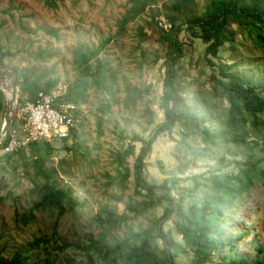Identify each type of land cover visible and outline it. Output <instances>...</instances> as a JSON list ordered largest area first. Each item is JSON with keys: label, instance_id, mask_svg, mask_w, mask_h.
I'll list each match as a JSON object with an SVG mask.
<instances>
[{"label": "rangeland", "instance_id": "obj_1", "mask_svg": "<svg viewBox=\"0 0 264 264\" xmlns=\"http://www.w3.org/2000/svg\"><path fill=\"white\" fill-rule=\"evenodd\" d=\"M138 1L141 3V0H0V24L3 26L2 33L9 39L11 52L3 60L6 70L14 72L13 69H29L33 75L49 71L50 78L58 80L54 89L60 92L62 98L79 80L80 74L74 59L75 49L85 45L93 50L103 40L111 38V43L99 57L108 64L106 84L111 85L114 92L111 99L108 93L98 91L90 80H86L82 92L84 101L77 103L83 107L77 132L69 138H53L49 142L53 152L43 166L55 174L60 187L73 192V197L80 204L73 211L65 207L66 212L61 216L57 211H37L33 213L34 218L28 221L29 209L38 202V189L44 182L36 174L34 155L31 150H22L26 156V160H23L17 152H0V260L5 264L15 259L18 264H45L47 258L63 263L69 261L73 264H86L89 255L77 246H87L91 240L99 237L101 230L95 217L101 210H115L119 216L124 215L126 218L125 223L112 232L108 240L110 245L114 240L126 238V226L137 232L139 228L148 227L155 216H160L161 212L156 210L134 220L125 209L127 203L135 205L142 201L134 194V156H128L123 163L128 176L122 175V187L117 178L116 157L118 152L124 150L128 142L125 139L147 138L151 126L145 110L151 107L154 114H158L160 82L156 81L160 75L157 69L147 73L143 65L152 54L160 56L163 53V43L158 39L157 21L160 18L168 20L166 15L175 0L148 2L141 15L117 35V31L121 30V19ZM140 3L136 6L140 7ZM206 3L207 0H196L193 9L201 13ZM151 24L156 27L152 28ZM236 37L240 39V36ZM180 39L187 42L183 34ZM242 42L253 53L250 55L245 49H240L244 54V57H240L245 61L243 64L255 58L264 59L263 51L254 48L249 39L244 38ZM195 47L201 49L199 43ZM41 51L48 56L36 60L35 55ZM196 57L197 54L192 57L188 55L182 61L185 65L179 73L182 96L186 106L195 108L198 119L208 112L213 119L202 124L200 130L189 123L188 131L184 132L176 124L174 136L204 155V160H194L197 167L213 165L219 156L229 151L238 152L234 156L231 153L232 160L240 159L241 151L232 144L220 149V146H212L202 139L201 129L207 127L213 132L218 127V120L224 118L227 102H218L203 86V78L188 64L189 60ZM241 68L246 72L252 71L251 67ZM111 73L115 74L113 80L109 78ZM144 81L150 82L155 91L129 104L124 90L125 83L132 89L140 87ZM23 98L24 101L27 99L26 96ZM4 99L5 106L6 96ZM105 104L109 106L108 113L100 122L98 107ZM21 107L22 104L17 101L9 134L18 132L22 120ZM0 121L3 124L4 112L0 113ZM72 146L74 149L68 150ZM135 146L137 152L140 145L135 143ZM190 158L193 160L184 145L170 140L167 135H161L147 160L148 173L161 180L169 174L180 172L181 177L185 178L194 172H201V169H193ZM262 166L264 168V164ZM180 184L190 186L191 182ZM226 218L231 219L226 234L242 232L248 228L258 231L264 224V182L256 184L249 193L238 197ZM251 239L246 237L240 242L247 247V250H242L243 255H254L250 250ZM178 261L180 264L189 263L187 258Z\"/></svg>", "mask_w": 264, "mask_h": 264}, {"label": "trees", "instance_id": "obj_2", "mask_svg": "<svg viewBox=\"0 0 264 264\" xmlns=\"http://www.w3.org/2000/svg\"><path fill=\"white\" fill-rule=\"evenodd\" d=\"M150 1L154 0L136 2V5L140 3L141 6L131 7L121 19V30L116 34L120 35L128 23L138 18ZM195 6L196 0H175L169 8L166 17L172 29L169 32L158 30L163 53L160 56L152 54L151 58L145 57L146 63L143 65L147 73L157 69L160 75L156 81L160 82L158 114L155 115L151 107L145 110L151 126L149 136L125 139L128 142L116 157L117 178L121 187L124 181L122 175L128 176L123 163L128 156L135 157L134 194L142 201L135 205L126 204L125 209L132 214V219L143 217L150 211L159 210L161 214L150 220L148 227L139 228L137 232L126 226V238L114 240L110 245L108 240L112 232L119 229L126 218L124 215L119 216L115 210H101L95 217L101 230L99 237L91 240L87 246H77L89 255L86 264H180L178 259L183 258L189 260L188 264H264V224L258 231L248 228L242 232L225 233L231 222L226 217L238 197L249 193L256 184L264 182V59L255 58L243 64L245 61L240 58L244 57L240 49L253 54L246 49V43L242 42L244 38L249 39L253 47L261 49L264 54V0H207L201 13H196L193 9ZM151 27L156 26L151 24ZM2 29L0 24V54L4 66L3 60L11 52L9 39L2 33ZM182 34L186 43L180 39ZM236 35L240 36V41ZM111 41V38H107L93 50L85 45L75 49L74 59L80 74L79 80L62 97L63 101L74 104L84 101L82 92L86 80H90L98 91L108 93L112 99V86L106 84L108 64L99 57ZM196 43L201 45V49L195 47ZM193 54H197V57L189 60L188 64L203 78V86L218 102H227L224 118L218 120V127L213 132L207 127L201 129L202 139L212 146H220V149L232 144L241 151L240 159L232 160L231 153L234 156L238 152L229 151L219 156L213 165L197 167L194 160H204V155L174 136L176 124L184 132L188 131L189 123L200 130L202 124L213 119L210 112L198 119L195 108L186 106L182 96L179 74L185 66L182 61ZM46 56L47 53L41 51L34 58L43 60ZM242 66L247 69L251 67L252 71L246 72ZM13 70L19 82L20 105L24 102L23 97L34 99L38 92H49L58 84L57 79L50 78L49 71L33 75L29 69ZM114 77L113 73L109 75L111 80ZM124 90L129 104L155 91L154 86L146 81L132 89L125 83ZM4 100L0 91V113L5 111ZM112 102L115 104V101ZM108 109L107 104L98 107L100 122ZM161 135H167L170 140L184 145L193 158H190L193 169L202 171L185 178L181 177L180 172L169 174L161 180L153 178L148 173L147 160ZM135 143L140 145L137 152ZM5 145L6 142H3L0 150ZM26 149L34 155L36 174L44 181L38 189L39 200L29 209L26 219L31 221L33 213L37 211H57L61 216L66 212L65 207L73 211L79 206L73 192L60 187L55 174L43 166L53 152L49 142L34 144ZM72 149L73 146L68 148ZM17 155L26 160L22 150L17 151ZM187 181L191 182L190 186L180 184ZM246 237H252L250 250L253 256L241 253L247 250L240 243ZM60 262L48 258L45 260V264H73L69 261ZM0 263L5 264L2 260ZM13 263L18 264V260L9 264Z\"/></svg>", "mask_w": 264, "mask_h": 264}, {"label": "built area", "instance_id": "obj_3", "mask_svg": "<svg viewBox=\"0 0 264 264\" xmlns=\"http://www.w3.org/2000/svg\"><path fill=\"white\" fill-rule=\"evenodd\" d=\"M157 25L164 32L172 29L171 23L164 18H160ZM82 111L81 105L63 101L57 89L40 91L34 99L23 102L18 132L13 131L2 138L6 145L0 152L11 154L34 144L50 142L53 138H69L81 123Z\"/></svg>", "mask_w": 264, "mask_h": 264}, {"label": "water", "instance_id": "obj_4", "mask_svg": "<svg viewBox=\"0 0 264 264\" xmlns=\"http://www.w3.org/2000/svg\"><path fill=\"white\" fill-rule=\"evenodd\" d=\"M6 77L11 81V85L13 88V94L11 101L6 100L5 111H4V122L2 124L0 130V144L2 143V138L7 134V130L12 123L13 113L16 108V104L18 101V92H19V82L17 79V75L15 72L6 70L2 64L1 54H0V79ZM0 91L5 97L3 89L0 87Z\"/></svg>", "mask_w": 264, "mask_h": 264}, {"label": "bare ground", "instance_id": "obj_5", "mask_svg": "<svg viewBox=\"0 0 264 264\" xmlns=\"http://www.w3.org/2000/svg\"><path fill=\"white\" fill-rule=\"evenodd\" d=\"M6 81H8L10 84L7 83ZM0 87L3 89L7 100L11 101L12 94H13V88L11 85V81L9 79H7L6 77H3L2 79H0Z\"/></svg>", "mask_w": 264, "mask_h": 264}]
</instances>
